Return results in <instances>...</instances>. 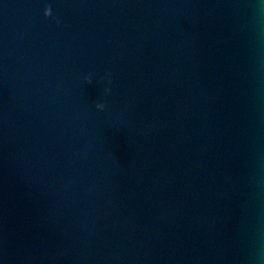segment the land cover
<instances>
[{"label":"water","instance_id":"1","mask_svg":"<svg viewBox=\"0 0 264 264\" xmlns=\"http://www.w3.org/2000/svg\"><path fill=\"white\" fill-rule=\"evenodd\" d=\"M0 264H264V0H0Z\"/></svg>","mask_w":264,"mask_h":264},{"label":"clouds","instance_id":"2","mask_svg":"<svg viewBox=\"0 0 264 264\" xmlns=\"http://www.w3.org/2000/svg\"><path fill=\"white\" fill-rule=\"evenodd\" d=\"M45 16L46 17H51L52 16V8H51V6L49 5L46 9H45ZM57 22H59V21H57ZM111 74H109V76H110ZM111 79H109V84H111ZM89 83H91V79L89 78ZM106 91H111V89L109 88V89H107ZM96 107L97 108H99V109H101V110H103L104 108H105V104H97L96 105Z\"/></svg>","mask_w":264,"mask_h":264}]
</instances>
